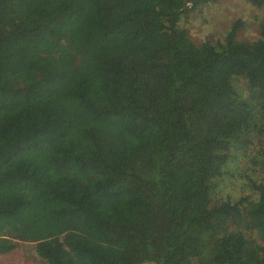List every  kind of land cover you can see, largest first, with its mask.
<instances>
[{
	"label": "trees",
	"instance_id": "1",
	"mask_svg": "<svg viewBox=\"0 0 264 264\" xmlns=\"http://www.w3.org/2000/svg\"><path fill=\"white\" fill-rule=\"evenodd\" d=\"M223 1L0 0V256L264 264V16L187 24Z\"/></svg>",
	"mask_w": 264,
	"mask_h": 264
},
{
	"label": "rangeland",
	"instance_id": "2",
	"mask_svg": "<svg viewBox=\"0 0 264 264\" xmlns=\"http://www.w3.org/2000/svg\"><path fill=\"white\" fill-rule=\"evenodd\" d=\"M255 13L264 16V7L259 9L248 0H228L197 7L187 14L189 36L194 43L201 44L208 37L219 38L236 24V37L251 39L256 34V25L252 23ZM31 252L30 245L21 243L14 251L0 256V264H40Z\"/></svg>",
	"mask_w": 264,
	"mask_h": 264
}]
</instances>
